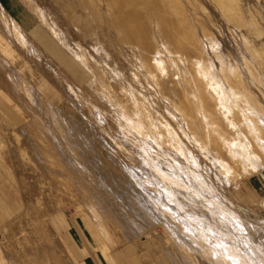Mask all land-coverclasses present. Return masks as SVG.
Masks as SVG:
<instances>
[{
  "label": "bare ground",
  "instance_id": "obj_1",
  "mask_svg": "<svg viewBox=\"0 0 264 264\" xmlns=\"http://www.w3.org/2000/svg\"><path fill=\"white\" fill-rule=\"evenodd\" d=\"M55 1L60 2V5L64 7L72 6V9L77 11L82 8L86 15L83 18L85 23L95 24L102 36L96 41V48L97 51L102 49L107 56L104 59L109 64L116 57H113L114 53L109 50L112 44L121 42V45L129 48L127 51H131L133 60H128V66L124 62L122 65L124 68L127 67L125 69H129L132 79L137 74H141L157 86L161 99L165 102L166 112L173 117H176L173 111L181 115L192 134H187V138L192 145H196V149H193L195 152L192 151L166 117H158L154 108L150 107L147 96L142 94L144 92H136V90L132 92L128 89L130 86L128 83L129 86L124 87L123 94H126V97H132V103L127 104L122 100L123 98L116 95L118 89L115 92L113 87L111 89L110 86L104 87L106 88L104 89L96 84L97 87L99 86L98 91L108 101H114L127 114L135 112L140 123L136 126L137 132L141 134L145 132L148 137H151L145 140L149 141L148 143L143 142L146 145L143 146L142 143L140 145L143 150L139 151L144 152L143 155H145L144 161L140 158L142 164L138 168L144 171L148 178L146 181L153 189L148 190V187L144 189L141 179L134 174L136 180L133 181L138 184L136 186L140 187H138L139 190L121 194L119 193L121 188L118 186L122 185L117 184L118 178L107 179L108 174L106 173L105 176L106 171L100 167H104L105 165L101 164L106 162L101 160L99 167L95 166V163H91L90 157L87 158L88 155L84 156L82 153L84 146L78 147L74 142L68 146L74 153L78 152L81 158L83 156V163H77L78 160H74L73 153L71 158L64 157L63 153L56 154V145L52 146L53 144L47 141L50 127H47L46 120L44 122L40 119L38 112H49L56 116L60 111L55 113L50 103L52 107L49 109L47 107L45 110L46 106L40 98L42 95L40 96L36 88L32 87L33 83L26 81L25 76L21 75L18 79L16 75L13 76V73L7 71V78L17 83L15 88H18L16 98H19V104L24 111L34 115L37 125L42 129L40 136L33 135V138L29 136L34 139V143L31 140L34 144V147L31 145L34 154L27 152L25 148H20L21 156L24 158L22 159L25 161V158H29L32 163V167L28 170H31V175L37 181L39 188L37 195H32L34 197L31 202L32 210L28 216L23 214L19 218L20 223L23 226L28 222L37 223L36 233L43 240L50 241L54 232L45 225V221L39 222L46 214L43 211L47 207L44 196H48L50 206H62L61 200L68 198L70 201H76L88 213L99 235L105 241V245L111 249L133 239L135 235H138L139 230L156 223L160 225V230L165 231L170 237L171 244H168L164 238L157 236L159 242L167 245L169 258L176 264H264V233L258 240L252 237L241 220V215L246 213L240 211L241 214H239V210L237 213L232 207L231 200L221 189V183L224 181L226 183L230 181V185L237 186L243 177L238 173L240 169L251 172L260 165H264V37H261L264 35V18L262 15L259 17L261 10L254 11L250 7L246 8L250 14L249 19L246 20L243 16L244 11L242 12L239 8L241 7L239 0H210L218 9L217 13L221 17L224 16L227 22L230 21L231 27L246 26L252 35L261 39V46L256 48L251 45L252 41L241 32L242 41L240 42L249 57L247 58L241 52L242 64L238 65L235 61H231L230 57L238 59L239 53L236 44H231V53L227 54L221 50L213 52L218 62L214 68L210 69L209 66L212 64L206 63L208 60L202 48L204 40L200 31L203 32L207 41L209 36H213L212 32L208 33V30L216 25L214 23L216 20L213 22L209 15H203V20L198 22L192 16L193 13L187 16L186 11L191 12V10L187 9L183 0H180L181 2L178 0H102L106 5L104 11L97 4V0H61L62 3L60 0ZM199 2L201 0H188L193 10H196ZM5 16L4 8L0 9V18L8 33L15 36L19 44L25 45L26 40L22 31L18 30L20 28L16 19L10 17V21ZM104 26L109 28L108 35L103 32ZM51 31L55 38H58L59 32L55 27H52ZM210 38L213 40L212 37ZM10 42L0 31V63H4V67L10 64L9 58L11 62L18 60L21 63L19 54ZM56 43L61 48L62 44ZM23 45L21 46L24 47ZM81 51H79L80 54H82ZM80 54L76 55L78 58L74 65H78L82 71L88 73L89 62H86L87 59L86 61L82 59ZM252 57H258L259 63L263 66L262 69L254 68L250 64ZM20 67L22 68V65ZM100 71L97 69L96 72L100 73ZM92 72L94 75V71ZM115 72L120 74V68H115ZM99 78L101 80V77ZM136 79L138 80L137 77ZM139 92H142V95ZM30 103H34L36 108H33L34 105L31 106ZM34 117L32 116L33 119ZM181 120L176 121V124L180 126L181 131H184ZM64 138H66L65 135ZM58 149L60 150L59 147ZM69 154L71 156V153ZM26 161L28 162V159ZM107 164L106 166H109ZM107 168L104 169L107 170ZM121 169L123 170V167ZM83 171L92 177L90 182L87 180L89 177L84 178ZM97 180L100 184H95ZM125 183L128 185L127 181ZM27 186L25 185L23 190L30 191ZM261 228V231L264 230V223ZM102 245L100 248L105 254L107 249L105 245ZM24 250H18V252H22L23 255ZM7 256L9 264H22L18 261L19 258L16 259L17 255L16 257L8 253ZM61 264L75 263L68 257L67 261Z\"/></svg>",
  "mask_w": 264,
  "mask_h": 264
},
{
  "label": "rangeland",
  "instance_id": "obj_2",
  "mask_svg": "<svg viewBox=\"0 0 264 264\" xmlns=\"http://www.w3.org/2000/svg\"><path fill=\"white\" fill-rule=\"evenodd\" d=\"M97 1L99 2H97V4L104 11L106 8L105 2L102 0H100L102 2L99 0ZM178 1L181 2L180 0ZM183 1L186 3L187 9L190 8L191 10V12L186 11L187 16H191L193 13L192 16L198 22L202 21L206 15H209L213 22L216 20L214 22L216 24L214 25L215 27L212 26V28L208 30V33L212 32L211 35L216 38L209 36L212 37L213 40L208 37V40L206 41L203 36V32L201 33L200 31L204 40L202 41V44H204L202 45V48L205 52L207 60L209 61L206 63L208 65L212 64L209 66L210 69L214 68L218 62L217 59H215V53L213 52L221 50L227 54L231 53V44H236L239 50L237 55L238 59L230 57L232 59L231 61H235L238 65H240L242 64V53L247 58L249 57V54L247 52L245 53V50L242 47V42H240L242 41V37L240 35L241 32L250 41H252L250 42L251 45H254L256 48L261 46V39L252 35L246 26L239 28L236 26L231 27L230 21L227 22L224 16L221 17V15L217 13L218 9L212 5L210 0H201V2L198 3L196 10H193V8L188 4V0ZM239 1L241 2V7L239 8L242 12L244 11V19L247 20L250 17L249 12L246 10L248 7L254 11L261 10L262 13H259V17L263 16L264 18V0ZM3 8L4 13L6 14L5 17L10 19V21L13 17L18 22V28H20L18 30L22 31V35L24 36L26 43L25 45L19 44V40L15 36H12L11 33H8L7 28L4 26L0 18V31L9 42L11 40L12 43H10L16 50L17 54H19V60H21V63H19L18 60H12L11 62V59L9 58L8 61L10 64L8 67H4V63H0V100H4L2 103L0 102L1 263L4 264V257L8 258L7 255L10 253L15 256L17 255L18 257L16 256V259L19 258L18 261H21L22 264H61L66 262L68 257H70L75 264H173L174 262L169 258L166 250L167 245H165L164 242H159L157 238V236L164 238L168 244L171 241L170 237L167 236L168 234L165 231H161L162 229L160 230L159 224L155 223L152 226H148L146 229H141L142 231L139 230L137 232L138 235H135L133 239L119 244L111 249L105 245V241L99 235V232L88 213L83 210V208L76 201H70L68 198H62V206L54 205V208V206L49 205L48 196H44L47 207H45L46 210L44 208L43 211L46 212V214L39 220V222L45 221V225H48L54 232L50 241L43 240L36 233L37 223L28 222L24 226L20 223L19 218H21L23 214H27L28 216L29 212L32 210L33 203L31 202L34 198L32 195H37L39 189L38 184L36 183L37 181L34 180L31 175V170H28L32 167V163L29 161V158H25V161L23 160L24 158L21 156L20 148H25L27 152L34 154V144H32L31 140H33L34 143V139H32L33 135L40 136L42 129L37 125L38 123L34 115L31 112L29 113L28 111H24L22 106L19 104V98H16L18 93L16 90H18V88H15L17 83H13L12 80L7 78V71L13 73V76L16 75L18 79L21 75L25 76L26 81H31L30 83H33L34 86L32 87H34V89L36 88V91L38 94L40 93V96L42 95L40 98L41 100L43 99L42 103L46 106L44 108L45 110H47V107L49 109V107L53 106L52 109H55V113L60 111L56 114L57 117L55 115L53 116L52 113L49 112H38V115L40 114V119L44 122L46 120L45 123L48 125L47 127H50V135H48V137L51 139L48 137L47 138L50 141L47 138L46 139L49 143H51V145L53 144L52 146L56 145V154L63 153L62 155H64V157L71 158L73 153L75 158L74 160H78L77 163H83V156L81 158L79 154H77L78 152L74 153L68 146L71 142H74L78 147L84 146L82 147V150H84L82 153L84 156L88 155L87 158L90 157L91 163H95V166L97 165L99 167V162H102L103 160L106 164L108 163L107 165L109 166H106L104 163H100L101 165L106 166L100 167L102 170L106 171L105 176L108 174L106 176L107 179L113 177L118 178L117 184L122 185L118 186L121 188L119 189L120 191L118 190L121 194H128L129 192L134 193V191L139 190V186H136L138 184L133 181L136 180L134 174H137V178L141 179L140 182L144 189L147 187L148 190L153 189V187L146 181L148 178L144 174V171L139 169L142 164L141 161H144L143 159L145 155H143L144 152L142 153L139 151L143 150L140 145L141 143L143 146L146 145V143L143 142H147L145 140L151 137H148L145 132L143 134L137 132L138 129L136 126L140 123L138 122L135 112H128L127 114V112L122 111L118 104L114 101H108V99L104 97L100 91H98L99 86L103 88L110 86V89L113 87L112 89H114L115 92L118 89L116 95H118L121 99L123 98L122 100L126 101L127 104L132 103V97H126V94H123L125 93L124 87L128 88L130 84L128 89L132 92L135 90L136 92H144L139 93L147 96L148 103L151 104L150 107L154 108L158 117H166L167 121L182 137V140L188 144L194 152L195 150L193 149H196V145H192L190 140H188L187 134H192L181 115L179 113L177 114L176 111H173L176 116L173 117L166 112L165 102L161 99L157 86L151 82L150 79H147V77L141 74H137L136 77L138 80L136 77L132 79L131 74L128 71L129 69H125L127 67L124 68L122 62L125 64L127 63L126 65L128 66V60H133L131 51H127L129 48L125 45H121V42L116 45L112 44L109 47V50L111 53H114L113 57H116L112 59L113 61L111 64L105 61L104 57L106 58L107 56L102 52V49H98L97 51L96 48V41L101 39L102 36L95 24L92 22L88 24L85 23V19L83 18H85L86 15L82 11V8L78 9V11L81 12L79 13L76 9H72V6L69 8L64 7V5H60V2L55 0H0V9L3 10ZM256 16L258 17V14H256ZM52 27H55L57 32H59L58 38H55V35L51 33ZM104 27L103 32L108 35L109 28L107 26ZM261 37H264V35ZM14 38L15 40H13ZM210 40L212 41L210 42ZM55 41L58 42V44H62L60 45L61 48L57 46ZM79 51H81L83 55L80 54ZM206 52L208 53L206 54ZM78 54H80L82 56L81 58L85 61L87 59L86 62H89L90 71H94V75L93 72L91 73L90 71H87L88 73H85L78 65H74L75 60L78 58L76 55ZM250 60V64L254 68H263L258 61V57H252ZM114 62L116 64H113ZM20 64L22 65V68L20 67ZM75 66L76 68H74ZM94 68L96 69L94 70ZM115 68H120L121 73L117 74L115 72ZM97 69L101 70L100 73L96 72ZM220 76L222 77L221 73ZM99 77H101V80ZM96 84L99 86L97 87ZM30 104L31 106L34 105V103ZM33 108H36L35 105ZM60 113L61 115H59ZM178 120H181L183 123L182 125L184 126V131H181L180 126L176 124V121ZM60 121L64 125H62ZM50 122L52 124H50ZM53 123L55 125H53ZM57 135L60 138H58ZM64 135L66 138H64ZM55 141L58 142L56 143ZM136 142L138 144H136ZM57 145L60 150H57ZM78 147H76L77 151L79 150ZM69 153H71V156ZM91 158L98 159H96V161ZM26 159H28V162ZM37 161L41 162L39 159H37ZM107 167L110 168L108 169ZM120 167H123V170ZM104 168H107V170ZM98 169L102 172L100 168ZM137 169H139V171ZM109 170L110 172L108 173ZM124 170H128L127 173ZM130 172L133 177L129 174ZM238 173L243 177L237 183V186L230 185V181L229 183L222 181L223 183H221V189L225 191V195H227V197L231 200L233 205L232 207L237 213L238 210L239 214H241L240 211H244L246 213L245 215H241L244 228L251 233L254 239L257 238L256 240H258L264 233V230L261 231V225L264 223V165H260L251 172L240 169V172ZM87 175L88 174L83 171V176H85L84 178L87 179L89 177L87 179L89 181L92 177L90 174L88 176ZM95 180L96 179L94 178V181ZM126 181L128 185L125 183ZM98 183L99 182L97 180V183L95 184ZM25 185H28L27 188L29 187L28 190L30 191L23 190ZM238 187L239 189H237ZM144 197V194H142V198ZM49 206L52 207V209ZM146 235L149 237L147 238ZM101 244L106 246L107 251L105 254L100 248ZM18 250H24L25 252L22 255V252L19 251V253ZM174 264H176V262Z\"/></svg>",
  "mask_w": 264,
  "mask_h": 264
},
{
  "label": "crops",
  "instance_id": "obj_3",
  "mask_svg": "<svg viewBox=\"0 0 264 264\" xmlns=\"http://www.w3.org/2000/svg\"><path fill=\"white\" fill-rule=\"evenodd\" d=\"M4 100H0V102L2 103ZM237 189H239V187L237 188ZM5 261H6V263H5ZM0 264H2L1 263V257H0ZM4 264H8V259L6 258V257H4Z\"/></svg>",
  "mask_w": 264,
  "mask_h": 264
}]
</instances>
